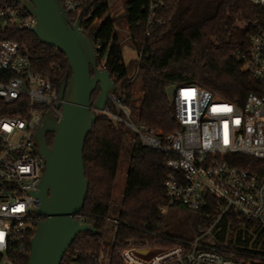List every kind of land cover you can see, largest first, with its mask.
<instances>
[{
    "label": "built area",
    "instance_id": "built-area-1",
    "mask_svg": "<svg viewBox=\"0 0 264 264\" xmlns=\"http://www.w3.org/2000/svg\"><path fill=\"white\" fill-rule=\"evenodd\" d=\"M94 1L62 3L75 18L73 24L81 18L84 30L103 20L94 15ZM125 1L106 0L109 14L114 17L111 9L119 2L124 15ZM249 1L264 5V0ZM157 7L155 1L143 7L147 36L164 23L157 17ZM37 23L18 0L0 5V264H18L16 257H29L32 235L42 219L35 193L46 167L35 133L48 113L61 116L59 89L33 68L28 49L13 38L15 33L32 31ZM254 27L248 49L237 51L236 58L262 89L250 93L243 104L199 85L174 86L172 101L180 128L167 135L132 122V109L116 93L102 109L93 107L97 116L124 123L145 146L168 155L164 180L168 203L161 211L185 206L199 214L192 239L154 254L130 241L122 253L124 264H241L225 256L237 250L264 259V174L230 161L231 155L264 161V28L258 23ZM92 40L97 54L105 48L100 39ZM101 60L99 67L107 70L106 55ZM111 104L123 116L112 111ZM113 223L115 232L121 221ZM78 259L67 251L60 264H91ZM96 259L94 264H110L103 251Z\"/></svg>",
    "mask_w": 264,
    "mask_h": 264
},
{
    "label": "trees",
    "instance_id": "trees-1",
    "mask_svg": "<svg viewBox=\"0 0 264 264\" xmlns=\"http://www.w3.org/2000/svg\"><path fill=\"white\" fill-rule=\"evenodd\" d=\"M5 1L0 0V5ZM151 1L158 4L157 17L164 23L158 24L147 36L143 7ZM91 6L96 8L95 17L103 20L84 32L94 41L103 42L105 48L98 50V63L101 65L106 55V69L117 86L115 93L132 110L138 109V125L160 130L164 135L180 128L174 103L167 93L171 85H199L239 104H243L250 93L262 89V85L243 70L236 53L248 49V37L255 23L264 28V5L249 0L125 1L123 16L138 57L135 74L142 84L138 107L135 105L134 72L124 60L123 44L115 19L109 14V5L106 0H96ZM69 18L71 22L75 20L71 15ZM13 38L28 49L33 68L48 77L57 89L66 76L70 78L68 61L58 49L42 44L32 31L15 33ZM98 94L99 90L92 94V103ZM111 109L123 116L116 105L111 104ZM127 130L124 123L97 116L86 139L84 164L89 190L77 219L93 225L100 233L83 232L75 238L68 251L77 254L79 262L94 264L103 251ZM53 139L54 135L47 137L49 146ZM167 159L166 153L145 146L137 136L134 138L118 211L121 223L113 234L110 264H124L122 253L130 241L149 248L152 254L188 241L167 232L161 211L168 203L164 187ZM230 161L264 174V161L242 155H231ZM225 256L241 264H264V259L245 250ZM28 260V256L16 257L18 264H28Z\"/></svg>",
    "mask_w": 264,
    "mask_h": 264
},
{
    "label": "water",
    "instance_id": "water-1",
    "mask_svg": "<svg viewBox=\"0 0 264 264\" xmlns=\"http://www.w3.org/2000/svg\"><path fill=\"white\" fill-rule=\"evenodd\" d=\"M33 13L38 23L32 29L42 44L62 52L71 69L59 89L61 116L48 113L35 133L38 153L45 170L35 193L41 200L31 239L28 264H60L75 238L83 232L99 234L93 225L82 223L89 190L84 164V148L96 120L93 107L102 109L117 86L111 73L99 67L93 40L81 28V18L73 24L62 0H18ZM99 90L92 103V94ZM174 85L167 88L172 100ZM53 133L52 146L47 134Z\"/></svg>",
    "mask_w": 264,
    "mask_h": 264
},
{
    "label": "rangeland",
    "instance_id": "rangeland-1",
    "mask_svg": "<svg viewBox=\"0 0 264 264\" xmlns=\"http://www.w3.org/2000/svg\"><path fill=\"white\" fill-rule=\"evenodd\" d=\"M119 10L120 4L119 2H117L113 5L111 9V14L114 15L116 29L123 44L124 60L131 69L132 73L134 72L133 85L135 90V105L138 107L142 99V84L139 77L135 74L136 72L134 69L138 57L129 37V25L125 17L119 13ZM137 110H132L131 115V121L134 122L136 125H138ZM135 137L136 136L134 131L128 128L125 145L122 150L121 159L119 162L115 189L113 192L112 208L108 217L107 228L103 238V253L106 256H109L110 250L112 248L114 234L113 220H116L118 218V211L125 190L126 177L130 164L131 150ZM163 214L166 230L168 233L188 240L192 239L193 231L198 227L199 214L197 212L185 206H179L165 208ZM140 253L146 254L147 251H140Z\"/></svg>",
    "mask_w": 264,
    "mask_h": 264
},
{
    "label": "flooded vegetation",
    "instance_id": "flooded-vegetation-1",
    "mask_svg": "<svg viewBox=\"0 0 264 264\" xmlns=\"http://www.w3.org/2000/svg\"><path fill=\"white\" fill-rule=\"evenodd\" d=\"M52 135H54V134H53V133H48V134H47V137H48V136H52Z\"/></svg>",
    "mask_w": 264,
    "mask_h": 264
}]
</instances>
